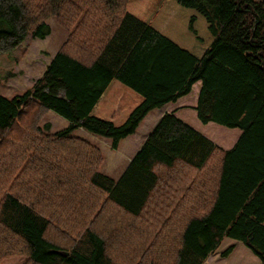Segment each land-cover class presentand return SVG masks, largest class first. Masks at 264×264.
Masks as SVG:
<instances>
[{
	"label": "trees",
	"instance_id": "trees-1",
	"mask_svg": "<svg viewBox=\"0 0 264 264\" xmlns=\"http://www.w3.org/2000/svg\"><path fill=\"white\" fill-rule=\"evenodd\" d=\"M52 15L68 39L31 88L0 95V262L204 264L231 238L264 264V0H0V52L45 39ZM197 82L199 120L239 128L233 147L165 112L114 180L73 134L118 149ZM47 110L69 127L43 130Z\"/></svg>",
	"mask_w": 264,
	"mask_h": 264
},
{
	"label": "rangeland",
	"instance_id": "rangeland-1",
	"mask_svg": "<svg viewBox=\"0 0 264 264\" xmlns=\"http://www.w3.org/2000/svg\"><path fill=\"white\" fill-rule=\"evenodd\" d=\"M48 23L51 27V33L45 39H37L29 36L27 40L16 49L9 52H0V95L9 97L19 95L31 88L35 81L43 75L51 58L60 50L68 39V29L55 15L48 18ZM200 87L201 83H196L191 93L181 98L182 100H180L181 102L179 103L172 102L161 108L151 110L140 123L137 131L119 143L118 149L112 146L111 138L102 137L80 128L75 129L73 134L87 139L100 149L103 154L100 173L114 180L119 178L124 168H126L128 161L134 156L141 145V140H143L153 124L157 122L159 117L165 112L175 111L180 118L192 124L201 132L209 135L217 146L226 149L223 146H232L234 140L240 133V129L228 128L215 122L203 124L199 120L195 106L197 105ZM38 125L47 132H56L69 127L70 123L56 112L47 110L43 112L38 120ZM219 127L227 131H221ZM222 134L224 135L223 140H221ZM191 175H195V171H184V176L189 178ZM100 178L101 180L103 179L102 177ZM52 184H54V182H52ZM54 186H56V184ZM124 236L125 238L122 240L126 241L129 239L130 235ZM132 245L131 249L134 248ZM114 246L116 253H120L121 251L125 253L119 243L116 242V238ZM229 247H233V251L228 257H223L222 253ZM126 252L128 253L129 251ZM130 252L132 251L130 250ZM26 262V255H15L2 260L0 264H25ZM259 263L258 257L243 243L235 239L226 238L218 251L209 256L204 264Z\"/></svg>",
	"mask_w": 264,
	"mask_h": 264
},
{
	"label": "crops",
	"instance_id": "crops-1",
	"mask_svg": "<svg viewBox=\"0 0 264 264\" xmlns=\"http://www.w3.org/2000/svg\"><path fill=\"white\" fill-rule=\"evenodd\" d=\"M197 83H198V82H197ZM200 83H201V82H200ZM183 97H184V96H183ZM183 97H181V98H183ZM181 98H179V99H178L176 102H174V103H179V102H181V101H180V100H182ZM173 112L176 114L175 111H173ZM163 114H164V113H163ZM163 114H162V115H163ZM162 115H161V116H162ZM176 115H177V114H176ZM161 116L159 117V119L161 118ZM177 116H178V115H177ZM178 117H179V116H178ZM179 118H180V117H179ZM144 119H145V118H144ZM159 119L157 120V122L159 121ZM181 119H182V118H181ZM182 120H184V119H182ZM184 121H185V120H184ZM157 122H155V123L153 124V126L150 128L149 132H147V134L145 135V137L143 138V140H141L142 143H141V145L139 146L138 150L141 148L142 144H143L144 141L146 140V138H147V136L149 135V133L151 132V130H152V129L154 128V126L157 124ZM185 122H187V121H185ZM187 123H188V122H187ZM189 124H190V123H189ZM190 125H192V124H190ZM192 126H193V125H192ZM193 127H194V126H193ZM194 128L197 129L196 127H194ZM219 128H220V127H219ZM80 129L84 130L83 128H80ZM220 129H221V131H224V130H225V129L222 128V127H221ZM197 130H198V129H197ZM198 131L201 132L200 130H198ZM225 131H227V130H225ZM201 133H202L203 135L207 136L208 138H210L209 135H207L206 133H203V132H201ZM240 134H241V130H240L239 135H238V136L236 137V139L234 140L232 146H230V147H229V146H227V147H226V146H223V147L226 148V149H229V148L233 147L234 144H235V142L237 141L238 137L240 136ZM128 137H129V136H128ZM210 139H211V138H210ZM211 140L213 141V139H211ZM213 142L215 143V141H213ZM138 150H137V151H138ZM137 151L135 152V154L137 153ZM135 154H134V156H135ZM134 156H133V157H134ZM133 157L130 158V160H129L128 163H127V166L129 165V163H130V161L132 160ZM127 166H126V167H127ZM125 169H126V168H124L123 172L125 171ZM123 172H122V173H123ZM122 173H121V175H122ZM121 175H120V176H121ZM120 176H119V178H120ZM119 178H118V179H119ZM118 179H115V180H118ZM230 239H231V238H230Z\"/></svg>",
	"mask_w": 264,
	"mask_h": 264
}]
</instances>
